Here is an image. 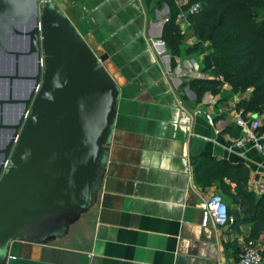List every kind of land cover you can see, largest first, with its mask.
I'll list each match as a JSON object with an SVG mask.
<instances>
[{"label": "crops", "instance_id": "obj_1", "mask_svg": "<svg viewBox=\"0 0 264 264\" xmlns=\"http://www.w3.org/2000/svg\"><path fill=\"white\" fill-rule=\"evenodd\" d=\"M51 3L94 55L106 56L102 66L119 101L93 206L47 244L11 243L5 264H235L249 225L203 224L199 203L220 191L216 183L201 187L193 172L201 158L241 164L247 189L264 192V151L234 147L239 132L229 88L204 92L196 102L189 83L211 79L201 58L186 56L185 45L178 54L153 45L169 15L165 0ZM184 17L176 21L182 34L188 32ZM13 116L3 113V121Z\"/></svg>", "mask_w": 264, "mask_h": 264}, {"label": "water", "instance_id": "obj_2", "mask_svg": "<svg viewBox=\"0 0 264 264\" xmlns=\"http://www.w3.org/2000/svg\"><path fill=\"white\" fill-rule=\"evenodd\" d=\"M105 60L51 2L0 0V264L11 243L58 239L95 203L119 101Z\"/></svg>", "mask_w": 264, "mask_h": 264}, {"label": "trees", "instance_id": "obj_3", "mask_svg": "<svg viewBox=\"0 0 264 264\" xmlns=\"http://www.w3.org/2000/svg\"><path fill=\"white\" fill-rule=\"evenodd\" d=\"M169 10L163 24L160 40L174 54L184 45L177 16L184 20L194 42L184 50L186 56L201 58V71L206 80H192L189 88L196 102L204 92L217 94L221 85L229 87L230 94L237 95L234 110L241 117L263 118L259 131L264 128V0H183L176 7L165 0ZM192 5L198 9L187 14ZM246 90L249 93L244 94ZM193 172L201 186L216 183L224 199L230 226L237 229L248 224L246 240L255 241L264 259V192L255 195L247 189L248 170L244 165H231L211 157L194 161ZM228 183L225 184L224 181ZM230 184L234 186L231 187Z\"/></svg>", "mask_w": 264, "mask_h": 264}, {"label": "built area", "instance_id": "obj_4", "mask_svg": "<svg viewBox=\"0 0 264 264\" xmlns=\"http://www.w3.org/2000/svg\"><path fill=\"white\" fill-rule=\"evenodd\" d=\"M176 7L183 5L185 2L183 0H171ZM51 0H39V4L50 3ZM198 6L192 5L187 14H193L197 11ZM163 11L168 13L167 6L164 7ZM185 15V14H184ZM167 18H164L163 22L165 23ZM153 45L159 47L163 43L161 41L155 42ZM223 89H227V85L223 84ZM229 88V87H228ZM249 93V90H246L244 94ZM238 100L237 95L231 96V106L234 116V126L239 132V139L234 143V147L241 148L246 144L252 145L256 151L262 153L264 151V128L259 131L261 126L260 121L257 118H243L239 112L234 110V105ZM208 124H211L209 117H206ZM264 188V178L263 186ZM264 190V189H263ZM199 208L201 210L203 224L206 222H211L214 225L223 226L231 221L230 217L227 214L226 204L223 197L219 193H213L208 198L202 200L199 203ZM261 247L252 240H246L242 242L241 250L238 255V259L235 264H264V259L261 257L259 250Z\"/></svg>", "mask_w": 264, "mask_h": 264}, {"label": "rangeland", "instance_id": "obj_5", "mask_svg": "<svg viewBox=\"0 0 264 264\" xmlns=\"http://www.w3.org/2000/svg\"><path fill=\"white\" fill-rule=\"evenodd\" d=\"M184 37H185V42H184V45H185V47H187V46H190L193 42H194V40L191 38V36H190V33L189 32H185L184 33ZM12 44L13 45H21V43H18V42H12ZM5 68V67H4ZM21 71H25V70H27V66L26 65H22L21 66V69H20ZM19 91H20V89H19V87H14L13 88V92L17 95L18 93H19ZM10 111L11 110H6V111H4V115H6V117H10ZM259 118V117H258ZM263 122V121H262Z\"/></svg>", "mask_w": 264, "mask_h": 264}, {"label": "bare ground", "instance_id": "obj_6", "mask_svg": "<svg viewBox=\"0 0 264 264\" xmlns=\"http://www.w3.org/2000/svg\"><path fill=\"white\" fill-rule=\"evenodd\" d=\"M13 94H14L15 96H17L14 92H13Z\"/></svg>", "mask_w": 264, "mask_h": 264}]
</instances>
